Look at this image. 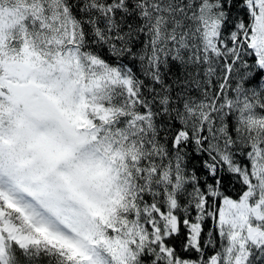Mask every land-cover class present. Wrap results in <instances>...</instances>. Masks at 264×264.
I'll list each match as a JSON object with an SVG mask.
<instances>
[{"label": "snow or ice", "instance_id": "1", "mask_svg": "<svg viewBox=\"0 0 264 264\" xmlns=\"http://www.w3.org/2000/svg\"><path fill=\"white\" fill-rule=\"evenodd\" d=\"M0 264H264V0H0Z\"/></svg>", "mask_w": 264, "mask_h": 264}]
</instances>
